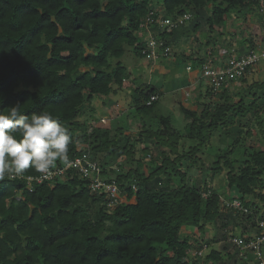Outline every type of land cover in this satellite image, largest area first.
Masks as SVG:
<instances>
[{
    "label": "trees",
    "instance_id": "obj_1",
    "mask_svg": "<svg viewBox=\"0 0 264 264\" xmlns=\"http://www.w3.org/2000/svg\"><path fill=\"white\" fill-rule=\"evenodd\" d=\"M256 2L0 0L2 107L20 101V114L47 110L72 135L69 160L88 153L99 163L100 177L115 181L120 190L119 203L110 206V197L101 190L92 192V179L75 169L63 179L35 182L33 190L27 176L40 174L34 169L22 177L0 179V264H228L226 256L234 258L240 250L233 237L262 235L264 79L253 80L236 97L232 83L220 91L199 86L195 103L180 104L185 126L161 111L154 113L159 99L150 105L148 101L160 92L149 82L131 94L132 110L143 116L137 132L132 124L114 129L84 117L94 112L96 96L107 97L124 87L130 76L123 60L127 51L146 59L145 36L139 32L152 9L171 19L193 14L171 33L152 27L174 52V37L199 41L196 33L212 32L223 37L229 16L255 11ZM216 38H206L211 50L229 45ZM262 40L251 35L241 49L256 48ZM200 58L201 63L207 55ZM250 73L241 80L247 82ZM17 85L27 90L14 92ZM255 135L263 147L249 143ZM142 163L149 168L147 175ZM198 164L204 171L223 174L221 183L212 186L207 176L190 183L189 171ZM234 200L249 212L229 206ZM219 221L227 237L206 240L205 245L220 241L222 249L191 257L189 231L204 233L208 223ZM231 224L243 226L242 232L235 233ZM248 227L254 228L253 236L245 231ZM239 258L240 264H258L250 251Z\"/></svg>",
    "mask_w": 264,
    "mask_h": 264
},
{
    "label": "rangeland",
    "instance_id": "obj_2",
    "mask_svg": "<svg viewBox=\"0 0 264 264\" xmlns=\"http://www.w3.org/2000/svg\"><path fill=\"white\" fill-rule=\"evenodd\" d=\"M236 13H232L229 18H228V23L226 25V28H224V35L223 37L221 36H215L217 35L216 32H212L210 36L209 33H204V34H200V40L197 41L196 38H192V36H190L189 38H187L186 42H183L181 39L182 37H180V40L178 41V45L181 49H183V51H186L189 49V47L196 45V46H201L202 44L206 43V38L208 37H217L216 40L219 42V44H223V42L228 41L229 44H236L239 45L240 47L242 46H246L247 41L246 40L248 38H250V36L252 35L255 38V41H260L262 39H264V13H256L255 11L252 12H246V14H241L236 16ZM198 35V33H197ZM246 42V44H245ZM245 44V45H244ZM203 49V48H201ZM200 49V51H201ZM185 55H187V53H185ZM185 57V56H184ZM133 58H135L134 54L131 53V51H127L125 53V55L123 56V60H125L126 62H129V68H133L132 74L134 73V71H138V68L135 69V67H133L132 63L137 60H133ZM186 58V57H185ZM142 61V60H141ZM170 61V60H167ZM178 71L180 72V75L183 76L185 75L186 72V68H185V64L186 61L182 60V58L178 59ZM164 64H166V61H164ZM143 68V66H142ZM141 68V69H142ZM148 71L149 67L147 64L144 65V70L142 69V71ZM129 71V70H128ZM176 71L174 70V74L175 75ZM147 77V74H144ZM144 76V77H145ZM155 76V74H154ZM162 76H156V79H158L160 82H165L167 80V78H169L170 76L161 78ZM247 82H243L242 80H238L235 81L234 83H232L231 85V90H233V96H235V92L238 91H243L244 88H246V86L249 85V83L253 82V80H263L264 79V63L258 65L250 74L247 75ZM176 86L178 85V81H176ZM203 85H205L203 87L202 90H206L208 87V83L207 81L204 79L203 81ZM126 86V85H125ZM128 87V86H127ZM116 92H118V97L116 98V100H111L110 98H107L106 96H96L94 98L93 101V105L95 107L94 112L92 111V118L96 119L97 121H100L102 119V123L107 124V126H110L111 128H117L119 125H128V124H132L133 125V131L137 132L140 123V120H142L141 117H143L142 115H138L135 110H132V107L130 106V102L132 101V98L129 96V92L126 93L125 90L122 92V88H120L119 90H117ZM185 91L184 88H177V89H173L170 91H165V90H161L160 94H159V100H158V104L156 107V110L154 113H159L160 111L163 112L166 115H170L172 116L174 122H176L177 124H179V126H185V119H184V115L180 109V104L181 103H195L196 99H197V94H198V87L193 89V93L190 92V97L189 99L186 101L185 100ZM220 95V93H219ZM218 95V96H219ZM114 96V92L112 94L109 95V97ZM236 97V96H235ZM105 100L110 104L107 105ZM115 105V109H112V106ZM111 106V107H109ZM109 107V108H108ZM110 109H112L110 111ZM110 111V112H109ZM90 112V111H89ZM89 112H86V114L84 115V117L90 115ZM90 121V120H89ZM105 121V122H104ZM218 140V133H215L213 136V141L217 142ZM249 143L250 144H256L259 147H263V143L260 141L259 136L255 135L254 137H251L249 139ZM209 162L213 161V156H210L208 158ZM141 165V169L142 172L144 174H148L149 173V168L147 165H145L144 163L140 164ZM205 173V174H204ZM189 175H190V183L191 182H196L198 181V183L202 182V177L203 176H207L206 181L207 183H209L210 185H219V182L221 183L222 180V175H215L213 174L212 171L210 170H205L203 169V167L198 164V166H195L193 168L190 169L189 171ZM227 194L229 193V191L226 192ZM261 208L264 209V206L261 204ZM241 221V220H239ZM221 221H219L217 224H212V223H208L207 227H206V232L202 233L200 232L198 229H194L189 231L192 235V240L191 242L194 245V248L190 254L191 257H194V253L197 250H201L204 249L203 255L205 257V255H207L210 251L211 248L215 247L217 249H222V245L223 243H221L220 241L217 243H214V245H209L206 246V240H212V239H218V240H223L225 237H227V233L226 230L225 232H223L224 230L222 229L223 226L220 223ZM247 224V223H246ZM231 227L235 229V233H241L243 226L240 225H236V224H231ZM246 229L245 231H249L250 235L253 236L255 233V231L253 230V227H248V228H244ZM226 235V236H225ZM204 245V246H203ZM203 246V247H201ZM233 252H235V249H232ZM241 251L239 250L238 254H236V256L234 258H229L228 256H226L225 258V262H227L228 264H240L238 263V261H240L239 257L241 256ZM246 256V255H245ZM212 261H208L207 264H210Z\"/></svg>",
    "mask_w": 264,
    "mask_h": 264
},
{
    "label": "built area",
    "instance_id": "obj_3",
    "mask_svg": "<svg viewBox=\"0 0 264 264\" xmlns=\"http://www.w3.org/2000/svg\"><path fill=\"white\" fill-rule=\"evenodd\" d=\"M254 10L256 13H264V0H257L254 4ZM193 18V14L187 12L177 19H171L159 13L156 9H152L148 15L142 20L140 24L141 37L145 36V47L142 49V54L149 61H159L173 55L172 48L166 45V39L160 38L157 33L152 30V27H159L161 32L171 33L179 26L185 25ZM211 50V49H210ZM217 57L213 55V51H208L207 58L201 63V75L202 79H205L208 86H212L214 90L220 91L228 84L241 80L247 73L264 63V40L259 42V46L253 49H241L239 45L229 44L228 46L221 47ZM191 65H188L187 69L190 70ZM190 91L185 92V99L190 97ZM159 99L157 94L152 95L148 101V105ZM102 121V119H101ZM105 122V121H104ZM119 171V167H116ZM69 169H75L82 173L83 176H87L92 179L91 190L97 192L101 190L110 197L109 205H115L119 203L120 190L115 181L107 182L100 177L101 167L98 162L92 161L88 153L75 156L70 159L68 166H57L51 170V175L43 176L28 175L29 185L28 187L33 190L35 182L42 183L44 180L63 179ZM11 177V178H16ZM22 177V175H19ZM31 177V179H29ZM135 188V187H134ZM229 206L235 207L238 210L248 213L249 210L243 206V204L234 200L228 202ZM262 229V235H256L251 237L250 240L245 239L239 235L232 238V241L237 245L241 251V256L245 252L250 251L258 260V264H264V220L259 222ZM204 249L197 250L195 254L199 256L203 255Z\"/></svg>",
    "mask_w": 264,
    "mask_h": 264
},
{
    "label": "clouds",
    "instance_id": "obj_4",
    "mask_svg": "<svg viewBox=\"0 0 264 264\" xmlns=\"http://www.w3.org/2000/svg\"><path fill=\"white\" fill-rule=\"evenodd\" d=\"M22 90L27 86L13 89ZM5 99L6 94L0 92V179L22 175L29 168L49 176L57 162L68 166L69 146L73 143L69 129L44 109L20 114V101L2 107Z\"/></svg>",
    "mask_w": 264,
    "mask_h": 264
},
{
    "label": "crops",
    "instance_id": "obj_5",
    "mask_svg": "<svg viewBox=\"0 0 264 264\" xmlns=\"http://www.w3.org/2000/svg\"><path fill=\"white\" fill-rule=\"evenodd\" d=\"M196 36H199V34L197 35V33L195 34ZM181 36H176L174 37V52L172 56H169L167 58L161 59L159 61H149L146 60L144 58H138L135 55V58H133V60H137L132 63L133 67L138 68V71H134V73L132 74L131 71H133V68H129L130 63L127 62L128 65V70L130 73L129 79L125 82L124 87L122 88V92L125 90L126 93L129 92V96L131 97V94L133 92V89L139 85L140 83H144V82H149L153 85H156L159 88V92H161V90H165V91H170V90H175L177 88H184V91H190L191 93H193V89L202 86L204 87L205 85H203V81L204 79H202V75H201V63L200 61L198 62L197 60H200V56H202V54L207 55L208 51H211L210 46H207L206 43L202 44L200 47L193 45L191 47H189L188 50L183 51V49H181L178 45V41L180 40ZM200 37V36H199ZM183 42H186L185 38L181 39ZM180 40V41H181ZM203 48V49H201ZM201 49V51H200ZM213 51V55L215 57L219 56L218 52H216L214 49ZM132 53V52H131ZM185 53H187V55H185ZM186 58H185V57ZM182 58V60L186 61L185 64V68H186V72L185 75L181 76L180 72L178 71V59ZM142 60V61H141ZM170 60V61H167ZM164 61H166V64H164ZM147 64L149 67V70L147 71H142V69L144 70V65ZM188 65H191L192 68L190 70L187 69ZM143 66V68H142ZM142 68V69H141ZM174 70L176 71L175 75L172 74L174 73ZM147 74V77L144 75ZM155 74V76H154ZM162 76L161 78L170 76L169 78H167V80L165 82H160L158 79H156V76ZM145 76V77H144ZM176 81H178V85L176 86ZM126 85V86H125ZM128 86V87H127ZM160 94V93H159ZM158 94V96H159ZM118 92H114V96H107V98H110L111 100H116V98L118 97ZM185 96V94H184ZM107 105H110L106 100H105ZM111 107V106H109ZM108 107V108H109ZM112 109H115V105L112 106ZM110 109V111L112 110ZM109 111V112H110ZM90 113V112H89ZM91 119H93L92 117V112L90 113V115H88ZM142 168V167H141ZM142 170V169H141ZM249 233V231H247Z\"/></svg>",
    "mask_w": 264,
    "mask_h": 264
}]
</instances>
